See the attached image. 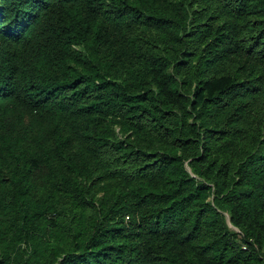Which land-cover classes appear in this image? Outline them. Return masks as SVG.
Masks as SVG:
<instances>
[{"label": "trees", "instance_id": "obj_1", "mask_svg": "<svg viewBox=\"0 0 264 264\" xmlns=\"http://www.w3.org/2000/svg\"><path fill=\"white\" fill-rule=\"evenodd\" d=\"M0 264H264V0H0Z\"/></svg>", "mask_w": 264, "mask_h": 264}, {"label": "water", "instance_id": "obj_2", "mask_svg": "<svg viewBox=\"0 0 264 264\" xmlns=\"http://www.w3.org/2000/svg\"><path fill=\"white\" fill-rule=\"evenodd\" d=\"M224 218H225V222H226L227 226L234 227V226L231 224L228 215L224 214ZM234 228H235V227H234ZM235 229H236V228H235Z\"/></svg>", "mask_w": 264, "mask_h": 264}, {"label": "rangeland", "instance_id": "obj_3", "mask_svg": "<svg viewBox=\"0 0 264 264\" xmlns=\"http://www.w3.org/2000/svg\"><path fill=\"white\" fill-rule=\"evenodd\" d=\"M224 214H226V215H228L226 212H223ZM230 229H233V230H235V231H237V228L235 229L234 227H230V226H228Z\"/></svg>", "mask_w": 264, "mask_h": 264}, {"label": "built area", "instance_id": "obj_4", "mask_svg": "<svg viewBox=\"0 0 264 264\" xmlns=\"http://www.w3.org/2000/svg\"><path fill=\"white\" fill-rule=\"evenodd\" d=\"M241 247H244V245H241Z\"/></svg>", "mask_w": 264, "mask_h": 264}]
</instances>
